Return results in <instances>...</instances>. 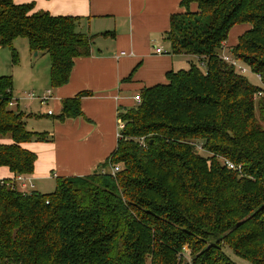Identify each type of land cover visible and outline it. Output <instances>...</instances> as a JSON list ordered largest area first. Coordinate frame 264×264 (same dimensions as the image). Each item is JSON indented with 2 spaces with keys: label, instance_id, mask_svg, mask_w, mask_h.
<instances>
[{
  "label": "trees",
  "instance_id": "1",
  "mask_svg": "<svg viewBox=\"0 0 264 264\" xmlns=\"http://www.w3.org/2000/svg\"><path fill=\"white\" fill-rule=\"evenodd\" d=\"M180 6L166 34L170 54L197 63L140 91V103L118 115L115 150L90 175L56 178L50 194L0 187V264H235L223 246L264 264V89L220 59L231 29L247 25L228 50L264 85V0ZM77 22L0 0V48L14 66L13 42L25 39L48 56L51 88L64 86L74 60L90 54ZM12 88L0 76V140H10L0 142V168L31 175L36 155L22 145L48 138L9 107ZM61 105L57 120L81 117L79 95Z\"/></svg>",
  "mask_w": 264,
  "mask_h": 264
},
{
  "label": "crops",
  "instance_id": "2",
  "mask_svg": "<svg viewBox=\"0 0 264 264\" xmlns=\"http://www.w3.org/2000/svg\"><path fill=\"white\" fill-rule=\"evenodd\" d=\"M12 1L16 5L33 4V12L75 17L77 31L91 39L89 56L74 60L64 86L51 88L48 56H43L41 68L32 65L31 89L39 96L49 91L51 100L45 106L37 100L17 106L25 115V128L48 138L22 145L36 155L33 173L26 175L33 188L24 193L50 194L56 178L88 176L113 153L118 141V115L136 106L134 96L145 88L166 83V73L187 70L191 62L197 61L170 54L166 40L170 18L184 13L182 0ZM189 11H196V5L191 4ZM247 29V25L233 27L222 54H229L228 49ZM155 49H161V54H155ZM25 50L32 58L28 45ZM78 95L81 117L57 120L62 101ZM33 107L37 113H33ZM0 142L9 144L10 140ZM13 177L7 168H0V180Z\"/></svg>",
  "mask_w": 264,
  "mask_h": 264
},
{
  "label": "rangeland",
  "instance_id": "3",
  "mask_svg": "<svg viewBox=\"0 0 264 264\" xmlns=\"http://www.w3.org/2000/svg\"><path fill=\"white\" fill-rule=\"evenodd\" d=\"M26 45H27V42L23 38L16 39L13 42V48L17 53V60H18L17 64L14 66L11 64L10 52L7 49L0 51V76L7 75V76L12 77L13 93H14L13 97L15 98L19 97L18 94L22 95L23 93H34L35 95H38L31 89L29 71H30V67L34 64L36 65V67L41 68L43 56L44 57L47 56L44 54H39L38 57H34V54H32L33 55L32 58H29L27 51L25 50ZM225 54H228V52ZM44 68H46V65L44 66ZM245 77L252 85H255V86L260 85V82L253 74L248 73L245 75ZM34 108L35 107H33L32 109L34 110L33 113H37L38 111H36V109ZM13 109L15 110V108ZM46 118L49 119V117H46ZM200 154L206 155L204 151L203 152L200 151ZM222 249L227 254V256H229L231 261H233L235 264H252L249 261L244 260L234 255L233 252L229 248L223 246ZM183 257H184V261L185 260L188 261L189 256L187 253H184Z\"/></svg>",
  "mask_w": 264,
  "mask_h": 264
},
{
  "label": "built area",
  "instance_id": "4",
  "mask_svg": "<svg viewBox=\"0 0 264 264\" xmlns=\"http://www.w3.org/2000/svg\"><path fill=\"white\" fill-rule=\"evenodd\" d=\"M161 52H162L161 49H155V54H161ZM220 59L224 63L233 67L235 69V72L238 75L245 77L246 74L251 73L248 66L244 65L240 61L231 57L230 53L229 54H222V52H221ZM253 75L260 82L259 76L255 75V74H253ZM260 87L262 89H264V85H262L261 82H260ZM259 95H261V93H259ZM18 96H19L18 98L13 97L12 101L9 103L10 108H17V106L20 102L34 101V100H37L41 106H45V105H47V102L49 100H51V93L49 91L44 93V95H42V96H37L34 93H23L22 95L18 94ZM133 101L136 105H138L141 101L140 96L139 95L134 96ZM47 115L51 116L52 112L48 111ZM118 124H119L118 125V128H119L118 138H119L120 137V131H122V129H123V123L119 121ZM195 148L197 151L203 152L201 145L197 144V145H195ZM223 163L229 169L236 170V171H240V169H241L240 166H235L230 162L224 161ZM118 171H119V167L116 166V167L111 169L110 173L112 176H114V174L117 173ZM0 187H7V188H11L13 190H16L18 192L24 193L27 191V189H32L33 185L31 184L29 177H27L26 175L18 174V175H14V177L11 180H7V179L6 180L5 179L0 180ZM184 253H187V248H183L181 255H180V258H182V259L184 258L183 257Z\"/></svg>",
  "mask_w": 264,
  "mask_h": 264
},
{
  "label": "water",
  "instance_id": "5",
  "mask_svg": "<svg viewBox=\"0 0 264 264\" xmlns=\"http://www.w3.org/2000/svg\"><path fill=\"white\" fill-rule=\"evenodd\" d=\"M34 55H36V54H34Z\"/></svg>",
  "mask_w": 264,
  "mask_h": 264
}]
</instances>
